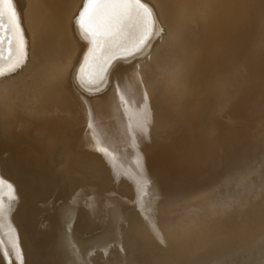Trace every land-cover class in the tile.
<instances>
[{"label": "bare ground", "instance_id": "obj_1", "mask_svg": "<svg viewBox=\"0 0 264 264\" xmlns=\"http://www.w3.org/2000/svg\"><path fill=\"white\" fill-rule=\"evenodd\" d=\"M25 1L0 71V264L107 244L101 264H264V0H142L143 46L134 19L85 34V0Z\"/></svg>", "mask_w": 264, "mask_h": 264}, {"label": "snow or ice", "instance_id": "obj_2", "mask_svg": "<svg viewBox=\"0 0 264 264\" xmlns=\"http://www.w3.org/2000/svg\"><path fill=\"white\" fill-rule=\"evenodd\" d=\"M133 19L142 28L138 42L143 46L146 43L145 36H149L153 30L154 20L151 9L142 3V0H85L83 11L80 13L77 22L85 34L90 37H97L102 33V30L110 31L113 24L119 26L125 20ZM0 31L19 33V23L16 11L12 6V0H0ZM5 40L11 45V38L0 36V44H3ZM16 43V63H18L24 56L23 41L18 39ZM9 54H11L10 50ZM0 56H3L2 51H0ZM7 74L0 72V75ZM6 183L0 179V185ZM8 187L11 188V185Z\"/></svg>", "mask_w": 264, "mask_h": 264}, {"label": "rangeland", "instance_id": "obj_3", "mask_svg": "<svg viewBox=\"0 0 264 264\" xmlns=\"http://www.w3.org/2000/svg\"><path fill=\"white\" fill-rule=\"evenodd\" d=\"M26 5H27V2L25 0H12V6H13V8L16 11L17 19H18V23H19V33H15V32H13V33H3L2 31H0V36H7V37L12 39L11 45L8 44L7 40H5V42L3 44H0V51L3 52V56H0V71H2L5 67L9 66V64L11 62H13V60L15 61L17 59V43H16V41L18 39H22V41L24 42V40H25L26 32H25V29L23 28L22 20H20V14L22 12H24V10L26 8ZM9 50H10L11 54H9ZM58 67L61 70L64 68V66H62V65H58ZM9 168H10V171H11V175H10L11 178L8 181L7 186L11 185V188L13 190H15L16 193L18 194V196L20 198V201L22 200L24 203L25 202L27 203L29 200L27 199L26 194H24L25 193V184H23V182L18 178V176L16 175V173L13 171V169L10 166H9ZM24 217L26 218V221H27L28 225L30 227L34 228L33 221L31 219H29L25 215V213H24ZM49 242H50V239H48L45 242V244L46 243L48 244ZM112 245L113 244H107L106 245V246H109L110 252H111L112 249L113 250H120V248L117 245H113V246ZM111 246L112 247H114V246L116 247L117 246L118 249L117 248L116 249H114V248L111 249ZM109 249H108V247L103 248L100 245H96L95 247H93L85 255L79 249H77V251H80L81 254H78L77 259L75 260L74 263L75 264H101V261L105 260L109 256L107 254V253H109V252H107V251H109ZM105 252H107V253H105ZM44 264H52V262L51 261H47Z\"/></svg>", "mask_w": 264, "mask_h": 264}]
</instances>
